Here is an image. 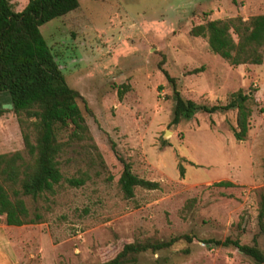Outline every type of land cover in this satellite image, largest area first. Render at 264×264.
Instances as JSON below:
<instances>
[{
	"label": "rangeland",
	"instance_id": "rangeland-1",
	"mask_svg": "<svg viewBox=\"0 0 264 264\" xmlns=\"http://www.w3.org/2000/svg\"><path fill=\"white\" fill-rule=\"evenodd\" d=\"M76 1L75 10L39 32L79 95L83 130L56 125L61 180L36 199L23 197L38 222L12 227L0 216V264H96L127 242L184 235L189 242L146 252L135 264H254L232 247L201 241L229 237L250 244L255 236L263 247L256 214L264 196V49L260 65L229 66L188 31L206 21L264 14V0ZM10 2L19 12L26 0ZM158 65L180 96L198 105L241 103L242 97L250 111L245 138L231 135L235 109L198 111L169 125L172 90ZM4 103L0 97V154L22 152L16 116ZM112 150L133 175L158 188L135 187L125 199ZM68 179L82 183L70 186ZM219 181L232 186H212Z\"/></svg>",
	"mask_w": 264,
	"mask_h": 264
},
{
	"label": "trees",
	"instance_id": "trees-1",
	"mask_svg": "<svg viewBox=\"0 0 264 264\" xmlns=\"http://www.w3.org/2000/svg\"><path fill=\"white\" fill-rule=\"evenodd\" d=\"M76 7V0H26L21 11L14 12L10 0H0V97L4 98V104L10 105V111L16 116L23 145L22 152L0 154V216L4 217L6 226L18 227L38 222L39 215L35 213L30 217L23 197L36 199L42 193L50 192L61 180L56 160L60 152V144L55 136L56 125L59 128L72 126L73 129L83 130L76 103L79 95L66 85L39 32L41 25L66 15ZM188 35L205 39L210 53L229 66L260 65L263 58L261 50L264 49V14L252 16L246 21L238 17L206 21L192 26ZM158 66L172 90L173 106L169 125H176L182 119L188 120L198 111L212 114L235 109L231 135L236 141L245 138L250 111L243 106L242 97L238 96L241 103L232 99L224 105H198L192 100L183 99L175 88L174 78ZM28 125L33 131L32 136ZM112 152L121 166L117 185L125 199L133 196L135 187L147 191L158 188L156 182L133 175L129 163L114 150ZM261 170L264 177V156L261 159ZM177 171L182 176L183 168L179 163ZM66 182L70 186L82 183L76 179H68ZM212 186L229 187L232 184L219 181ZM256 225L257 234L263 239L262 248L258 247L255 236L250 244H241L238 239L229 237L201 242L232 247L254 264H264V196L259 198ZM179 239L190 241L184 235L166 241L127 242L111 258L96 264H135L140 255L168 250Z\"/></svg>",
	"mask_w": 264,
	"mask_h": 264
},
{
	"label": "water",
	"instance_id": "water-1",
	"mask_svg": "<svg viewBox=\"0 0 264 264\" xmlns=\"http://www.w3.org/2000/svg\"><path fill=\"white\" fill-rule=\"evenodd\" d=\"M2 107L6 108V109H10V105H3Z\"/></svg>",
	"mask_w": 264,
	"mask_h": 264
},
{
	"label": "flooded vegetation",
	"instance_id": "flooded-vegetation-1",
	"mask_svg": "<svg viewBox=\"0 0 264 264\" xmlns=\"http://www.w3.org/2000/svg\"><path fill=\"white\" fill-rule=\"evenodd\" d=\"M58 67V66H57ZM5 105H8V104H5Z\"/></svg>",
	"mask_w": 264,
	"mask_h": 264
}]
</instances>
